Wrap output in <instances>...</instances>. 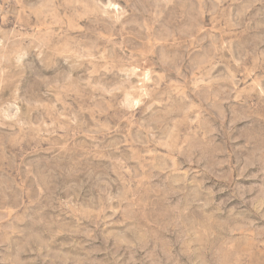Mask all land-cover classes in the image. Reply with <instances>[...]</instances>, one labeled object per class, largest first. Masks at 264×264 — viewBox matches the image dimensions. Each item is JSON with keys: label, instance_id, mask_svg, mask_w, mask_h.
<instances>
[{"label": "rangeland", "instance_id": "374dc122", "mask_svg": "<svg viewBox=\"0 0 264 264\" xmlns=\"http://www.w3.org/2000/svg\"><path fill=\"white\" fill-rule=\"evenodd\" d=\"M0 264H264V0H0Z\"/></svg>", "mask_w": 264, "mask_h": 264}]
</instances>
